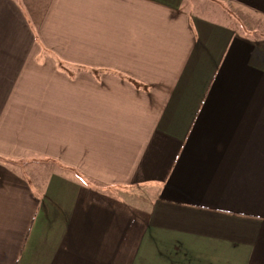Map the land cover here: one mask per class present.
Masks as SVG:
<instances>
[{"label": "crops", "instance_id": "obj_1", "mask_svg": "<svg viewBox=\"0 0 264 264\" xmlns=\"http://www.w3.org/2000/svg\"><path fill=\"white\" fill-rule=\"evenodd\" d=\"M0 264H264V0H0Z\"/></svg>", "mask_w": 264, "mask_h": 264}, {"label": "rangeland", "instance_id": "obj_2", "mask_svg": "<svg viewBox=\"0 0 264 264\" xmlns=\"http://www.w3.org/2000/svg\"><path fill=\"white\" fill-rule=\"evenodd\" d=\"M208 14H211V15H209L210 17L216 18V15H214V13L209 12Z\"/></svg>", "mask_w": 264, "mask_h": 264}]
</instances>
